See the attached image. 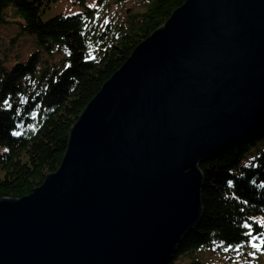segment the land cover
I'll list each match as a JSON object with an SVG mask.
<instances>
[{"label":"water","instance_id":"water-1","mask_svg":"<svg viewBox=\"0 0 264 264\" xmlns=\"http://www.w3.org/2000/svg\"><path fill=\"white\" fill-rule=\"evenodd\" d=\"M264 136V0H185L73 125L56 172L0 199V264H170L200 164Z\"/></svg>","mask_w":264,"mask_h":264},{"label":"trees","instance_id":"trees-1","mask_svg":"<svg viewBox=\"0 0 264 264\" xmlns=\"http://www.w3.org/2000/svg\"><path fill=\"white\" fill-rule=\"evenodd\" d=\"M57 1L0 0V199L26 197L57 171L92 99L185 2L73 0L79 12L50 15ZM200 168L202 217L170 264H264L262 238L252 248L241 227L264 231V136ZM229 242L243 246L223 251Z\"/></svg>","mask_w":264,"mask_h":264},{"label":"snow or ice","instance_id":"snow-or-ice-1","mask_svg":"<svg viewBox=\"0 0 264 264\" xmlns=\"http://www.w3.org/2000/svg\"><path fill=\"white\" fill-rule=\"evenodd\" d=\"M91 6V5H90ZM7 103V101H5ZM13 135H18V133H13ZM251 219V218H249ZM241 227L248 229L247 232L242 233L243 236L248 237L247 243L251 245L254 249H259L261 247L260 244L255 243V241L259 238H262V244H264V231H258V234H253V225L245 221ZM264 227V223L258 225L257 228ZM221 244H224V241H221ZM243 246V242L236 243L235 246L232 242L227 243V246L223 248V251L227 252L229 249H233L235 247L236 250L241 249ZM239 255V251L237 252ZM248 255H254V253H248Z\"/></svg>","mask_w":264,"mask_h":264},{"label":"rangeland","instance_id":"rangeland-1","mask_svg":"<svg viewBox=\"0 0 264 264\" xmlns=\"http://www.w3.org/2000/svg\"><path fill=\"white\" fill-rule=\"evenodd\" d=\"M72 1L73 0H59L56 4L54 3L49 14L54 15V14L62 13L65 15H69V14H74V13L79 12L81 10L80 7H82V5L74 4ZM129 6L130 5H128V7ZM1 31H2V29H1ZM32 49L33 48H30V49L27 48L26 53L23 52V54L26 55ZM22 51H24V49Z\"/></svg>","mask_w":264,"mask_h":264},{"label":"bare ground","instance_id":"bare-ground-1","mask_svg":"<svg viewBox=\"0 0 264 264\" xmlns=\"http://www.w3.org/2000/svg\"><path fill=\"white\" fill-rule=\"evenodd\" d=\"M58 1H59V0H58ZM58 1H57V2H58ZM57 2H56V3H57Z\"/></svg>","mask_w":264,"mask_h":264}]
</instances>
